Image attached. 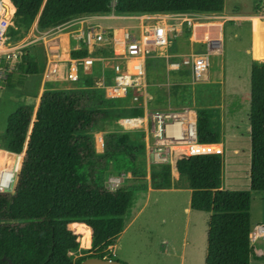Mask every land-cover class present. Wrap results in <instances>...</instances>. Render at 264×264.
<instances>
[{
    "label": "trees",
    "instance_id": "trees-1",
    "mask_svg": "<svg viewBox=\"0 0 264 264\" xmlns=\"http://www.w3.org/2000/svg\"><path fill=\"white\" fill-rule=\"evenodd\" d=\"M9 1L15 12L6 36L15 38L27 34L35 22L46 31L73 16L107 13L113 2L119 14L216 15L224 9V0ZM260 11L256 6V12ZM250 54L253 60H264L262 20L253 23ZM25 74H38L35 62L27 63ZM79 83L68 90L46 88L35 113L31 106H18L0 135V149L18 155L24 152L14 192L0 194V264H80L88 257L121 262L108 248L123 230L133 192L123 187L105 189L102 175L111 165L129 172L138 152L145 151L143 134L110 132L104 140L106 153L96 156L91 133L124 114L136 116L142 111H118L116 105L96 100L91 78ZM249 99V191L220 189L221 155L180 156L174 163L191 190L190 209L210 213L205 264H250L253 256L251 192L264 191V61L251 62ZM209 118V114L197 117L198 141L218 144ZM171 169L163 165L151 171V187L171 188ZM70 225L81 236V247H91V254L75 263L70 253L79 242Z\"/></svg>",
    "mask_w": 264,
    "mask_h": 264
},
{
    "label": "rangeland",
    "instance_id": "rangeland-1",
    "mask_svg": "<svg viewBox=\"0 0 264 264\" xmlns=\"http://www.w3.org/2000/svg\"><path fill=\"white\" fill-rule=\"evenodd\" d=\"M256 6L261 8L260 12H256ZM225 14L251 15V18L250 20L235 18V16L231 18V15ZM208 16L211 17L208 20L215 24L196 26L193 34L183 35L168 47L169 54L198 53L206 47L205 43L198 41L205 40L209 36L221 38L219 51L215 49L217 54L209 57V67L199 81L191 83L187 73L168 75L166 62L160 55L157 59L148 60L149 90L153 93L155 102L157 100L155 106L158 108H189L196 113L197 117L200 114L213 116L212 126L223 133V139L219 140L225 146V154L222 155L223 164L225 158L232 156L233 148L239 145L241 162L243 166H246L250 101V68L248 63H250L251 58L247 51L252 48L251 26L253 27L257 17L264 19V0H224L223 12ZM7 18L12 21L13 14ZM262 21L264 22V20ZM116 24L119 25V23ZM27 35L28 32L23 37L15 38L8 34L4 49L16 48L23 44L28 38ZM191 38L194 42L192 44L190 43ZM169 39H172V34ZM71 45L73 44L71 43ZM68 51V43L64 41L60 46V57L64 59ZM45 52L46 47L34 43L15 50L14 56L11 58L5 59L2 55L0 59V135L6 131L9 115L18 107L13 102L17 96L13 89H15L20 70L23 68L22 64L29 58L38 60L40 56L43 60L44 55L47 58ZM12 61H14L12 63L14 65H11ZM263 61L251 60V62ZM10 66L15 68L11 79L4 75ZM34 80L37 81L38 78L36 77ZM80 84L69 82L66 71L61 72L57 77L47 78L46 83L48 88L53 90L73 89L79 87ZM27 102L33 104L31 99ZM117 110L122 109L118 107ZM127 110L131 111L132 109L128 108ZM100 129L91 133L96 156H102L106 153L104 148L99 146L100 143H97V138L98 140L103 138L104 141L108 133L120 132V118H115L109 125ZM248 145L250 147V136ZM144 146L145 151L138 152L136 165L129 172L120 171L111 165V168L102 175L105 185L108 177L125 173L126 176L122 179L120 188H127L133 192V198L126 216V224L130 220L133 221L117 238L114 258L120 261V256H127L128 259H131V264H162L163 258H161L160 253H163L164 246L161 243L160 235L164 232H166L164 234L170 235L183 234L187 222L184 208L187 204L188 194L184 191L171 192L166 190H153L146 193L145 190L151 186L150 173L158 169L159 166L150 164L146 144ZM175 160L176 158L170 164L172 186H185L186 180L179 177L174 169ZM157 181L161 182L160 179ZM251 214V229L256 224H264V200L260 203H257V200L252 202ZM200 223L202 224L201 220ZM71 225L69 228L77 236L79 242L78 249L70 253V258L75 263L77 260L89 256L91 247L88 249L81 247V236L76 233ZM175 245L174 243V248ZM254 248H257V242L254 244ZM175 251L179 255L181 249L176 246ZM173 260L174 258L171 261ZM174 264H178V260Z\"/></svg>",
    "mask_w": 264,
    "mask_h": 264
},
{
    "label": "built area",
    "instance_id": "built-area-1",
    "mask_svg": "<svg viewBox=\"0 0 264 264\" xmlns=\"http://www.w3.org/2000/svg\"><path fill=\"white\" fill-rule=\"evenodd\" d=\"M114 5L113 2L107 13L73 16L40 35V38L48 40L46 77H57L60 65L64 63L69 81L77 82L89 77L103 93L106 102L128 105L125 109L142 108L144 111L140 116L125 114L120 118V132L143 134L152 166L169 165L180 156L222 155V147L198 141L194 111L189 108H158L154 96L148 92V60L157 59V50L167 49L184 34H193L196 26L215 24L208 20L211 17L192 13L119 14ZM10 26L11 20L3 9L0 12V59L2 55L7 59L13 57L16 50L4 49ZM62 33L76 35L74 51L84 50L86 56L69 55L63 61L59 53L60 45L56 42ZM171 34L172 39H169ZM198 42L206 45L202 52L161 55L167 62V70L187 73L191 83L198 81L209 67V57L217 53L207 39ZM99 143L104 148L103 138H99ZM1 157L0 194H11L22 158L9 153ZM125 176L121 173L108 177L104 188L118 190ZM259 238L264 239V225H257L251 231L252 243Z\"/></svg>",
    "mask_w": 264,
    "mask_h": 264
},
{
    "label": "crops",
    "instance_id": "crops-1",
    "mask_svg": "<svg viewBox=\"0 0 264 264\" xmlns=\"http://www.w3.org/2000/svg\"><path fill=\"white\" fill-rule=\"evenodd\" d=\"M0 4H1V2H0ZM14 12H15V9H14ZM14 12H13V14H14ZM190 13H192V12H190ZM167 14H172V13H167ZM192 14H199V13H192ZM204 15H208V14H204ZM225 15H231V14H225ZM234 16H235V18H246L249 20L251 18L250 17L251 15H247V16L231 15L230 17L233 18ZM257 20H264V19L257 17ZM103 23H104V25H110L109 22H103ZM113 24L117 25L116 22H113ZM130 24H133V23H129L128 25H130ZM12 25L13 24L11 21V26ZM251 30H252V26H251ZM46 31L39 30L37 27V24L35 22L34 25L31 27V29L28 31V35H27L28 38H26V41L23 44H20L19 46H17L15 49L18 50V49H21V48H24L26 46H29L31 44L36 43V45L40 44L44 48L46 47L45 53L47 54V46H48L47 41L48 40L40 38V35H42ZM209 37H212V36H209ZM190 40H191L190 41L191 44L194 43V42H192V38ZM64 41L68 43L69 51H68L67 55L65 52L66 57L64 59H62L60 57L63 61H65L69 55L72 56V53L77 52V51H74L75 46H76V35L73 36V35H69V33H62V34H60L59 38L56 39V42L60 46L62 45V43ZM71 43L73 45H71ZM48 44H50V42H48ZM210 44H211V42H210ZM216 44L219 45V42L218 43L216 42L211 47L213 48ZM24 45H26V46H24ZM217 49H219V48H217ZM250 51H251V48L249 51H247V53L250 54ZM78 52H80V51H78ZM84 52L86 53V51H84ZM166 54L174 55L175 53L169 54L168 48L167 49H159L155 53V55H157V56H160V55L164 56ZM215 54H217V53H214L213 55H215ZM250 56H251V54H250ZM3 57H5V56L3 55ZM5 59H6V57H5ZM251 60H252V56H251L250 61H249L250 63H248L249 68H250ZM29 62H35L36 63L37 69H38V74H36V75H26L25 74L26 65ZM46 62H47V58H45V55H44L43 60L40 58V56H39L38 60L29 58V60H27L24 64H22L23 68L21 70L19 69L21 72L19 73V76L16 80L15 89H13V91H15V93L17 94V96H15L16 99L13 102L15 104H17L18 106H20V105L31 106L34 110V113L36 112V110L38 108L40 97H41L43 91L49 87L46 85V83H47ZM165 62H166V60H165ZM12 63H14V61L11 62V65H14ZM62 64H64V63H62ZM62 64L60 65V72L57 76H59L61 72L66 71V77L68 80L66 64H64L63 66H62ZM13 70L15 71V68L10 66V69H6V71H5L6 74H4V75L11 79L14 75ZM166 71H167L168 75L169 74H174V75L182 74V72H179V73L169 72L167 70V67H166ZM0 73H1V71H0ZM36 77L38 78L37 81L34 80V78H36ZM69 82H71V81H69ZM78 82H81V81L79 80L77 82H71V83H78ZM92 88H94V90H95L96 100L98 102L109 103V102L105 101L103 93L100 91L99 88H97L94 80H92ZM148 92L151 93V91L149 90V86H148ZM151 94L153 95V93H151ZM30 99L32 100L33 104H29L27 102ZM156 102H157V100H156ZM156 102H155V104H156ZM109 104H114V103H109ZM114 105H116L117 108L119 107V109L120 108L125 109V107L128 106V105H122V104H114ZM167 108H169V107H166L163 109H167ZM170 108H172V107H170ZM134 109H141L142 113L140 115L143 114L144 110L142 108H134ZM140 115H136V116H140ZM209 121L211 124L210 129L212 130V132L215 133L219 137V140L223 139V133H221L219 130H217L216 128H214L212 126L213 116H211L209 118ZM247 132H248V135H247V143H246L247 144L246 166L242 165L243 163L241 162V155L239 153L240 151H239V145H238V146L233 148L232 156L225 158V161L223 164V169H222V180H221V186H220L221 190L249 191V180H248L249 170H250V147L248 145V140H249V136H250L249 135V133H250L249 125H248ZM236 144H238V143H236ZM216 145L222 147V149H223L222 155L224 156L225 146H223L221 142L216 144ZM215 148H217V147H215ZM0 152H2L3 154L4 153H9L10 155L14 154V153H10V152H7L5 150H2V149H0ZM23 155H24V152H23ZM23 155H20V156L23 157ZM153 190H166V191H171V192L184 191L188 194L187 204L184 208L185 215L187 216V222H186L183 234H179V235H172L171 234L170 235V234H164V233H166V232H164L163 234L160 235L161 236V243L164 246L163 253H160L161 258H163L162 264H174L175 261H177V260H178V264H205L206 251H207V230H208L210 213L193 211L190 209L191 190L188 188L187 184L185 186H181V187L172 186L171 188H168V189L167 188L166 189H153L151 186H149L145 191L147 193V192H152ZM132 198H133V196H132ZM255 200H257V203L262 202L264 200V191H262V192H251V207H250V222H251V224H252V214H251L252 213V202ZM131 201H132V199H131ZM129 208H130V206H129ZM129 208H128V210H129ZM126 216H127V213L125 214V217H124V227H123V230H122L120 235H122L124 233L127 226L130 225V223L133 221V220L132 221L130 220V222L128 224H126L127 223L126 222ZM201 217H204V218L202 219ZM200 220L202 221V224L200 223ZM125 225H126V227H125ZM257 225H264V224L259 223V224H256L255 226H257ZM253 228L251 229V231L253 230ZM256 242H257V248H254V244ZM174 243L176 244L175 248L173 246ZM176 246H178L179 249H181V252L179 253V255L175 251ZM251 246L253 249V256L251 257L250 264H264V239L259 238L255 242H253V243L251 242ZM115 249H116V242L113 246L108 248V250L112 253L113 256L115 255ZM173 258H174V260L171 261ZM120 261L123 263L125 262V263L131 264V259H128L127 256H120Z\"/></svg>",
    "mask_w": 264,
    "mask_h": 264
},
{
    "label": "bare ground",
    "instance_id": "bare-ground-1",
    "mask_svg": "<svg viewBox=\"0 0 264 264\" xmlns=\"http://www.w3.org/2000/svg\"><path fill=\"white\" fill-rule=\"evenodd\" d=\"M3 9H5L7 11V17L11 16L13 14V12H14V7L11 5V3L8 0H2V2L0 4V12ZM220 39L221 38L209 37L207 40L210 41L211 42V46H213V44H215L216 42L218 43L220 41ZM213 48H215V49L220 48V44L219 45L216 44ZM97 143H99L98 138H97ZM99 146H101V145H99ZM1 155L3 156L2 152H0V162H2V159H3L1 157ZM20 157L22 158V156H20ZM8 160H10V158H8ZM10 162H11V160H10Z\"/></svg>",
    "mask_w": 264,
    "mask_h": 264
},
{
    "label": "water",
    "instance_id": "water-1",
    "mask_svg": "<svg viewBox=\"0 0 264 264\" xmlns=\"http://www.w3.org/2000/svg\"><path fill=\"white\" fill-rule=\"evenodd\" d=\"M2 260L5 261V258H3ZM8 264H11V262H8ZM80 264H125V263L114 261L107 258L101 259L97 257H88L84 259Z\"/></svg>",
    "mask_w": 264,
    "mask_h": 264
},
{
    "label": "flooded vegetation",
    "instance_id": "flooded-vegetation-1",
    "mask_svg": "<svg viewBox=\"0 0 264 264\" xmlns=\"http://www.w3.org/2000/svg\"><path fill=\"white\" fill-rule=\"evenodd\" d=\"M3 259V258H2Z\"/></svg>",
    "mask_w": 264,
    "mask_h": 264
}]
</instances>
